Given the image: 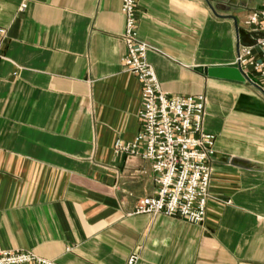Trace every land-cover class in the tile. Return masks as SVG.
I'll use <instances>...</instances> for the list:
<instances>
[{"label": "crops", "instance_id": "1", "mask_svg": "<svg viewBox=\"0 0 264 264\" xmlns=\"http://www.w3.org/2000/svg\"><path fill=\"white\" fill-rule=\"evenodd\" d=\"M161 89L205 96L215 135L202 224L132 214L155 192L148 160L115 154L141 127L122 63L121 0H0V246L58 264H264V82L235 63L261 0H136Z\"/></svg>", "mask_w": 264, "mask_h": 264}, {"label": "built area", "instance_id": "2", "mask_svg": "<svg viewBox=\"0 0 264 264\" xmlns=\"http://www.w3.org/2000/svg\"><path fill=\"white\" fill-rule=\"evenodd\" d=\"M125 25L123 67L141 84V127L131 141L117 139L115 154L138 155L151 164L155 192L140 198L132 214H164L202 224L209 198L215 135L203 128L205 96L171 94L161 89L146 54L150 46L138 37L136 0H121ZM251 42L239 44L235 63L244 82H264V0L243 21ZM6 29L0 26V49ZM136 251L124 264H135ZM0 264H58L24 250L0 246Z\"/></svg>", "mask_w": 264, "mask_h": 264}, {"label": "water", "instance_id": "3", "mask_svg": "<svg viewBox=\"0 0 264 264\" xmlns=\"http://www.w3.org/2000/svg\"><path fill=\"white\" fill-rule=\"evenodd\" d=\"M202 71L209 76L244 82V77L242 76L236 63L228 64L225 66L203 67Z\"/></svg>", "mask_w": 264, "mask_h": 264}, {"label": "rangeland", "instance_id": "4", "mask_svg": "<svg viewBox=\"0 0 264 264\" xmlns=\"http://www.w3.org/2000/svg\"><path fill=\"white\" fill-rule=\"evenodd\" d=\"M257 1V0H256ZM247 83V82H246Z\"/></svg>", "mask_w": 264, "mask_h": 264}]
</instances>
